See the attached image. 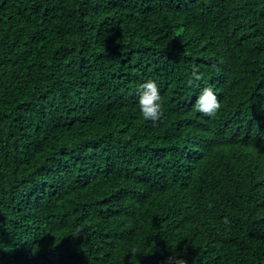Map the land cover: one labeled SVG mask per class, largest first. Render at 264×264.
Segmentation results:
<instances>
[{"label": "trees", "instance_id": "1", "mask_svg": "<svg viewBox=\"0 0 264 264\" xmlns=\"http://www.w3.org/2000/svg\"><path fill=\"white\" fill-rule=\"evenodd\" d=\"M169 256L264 264V0H0V264Z\"/></svg>", "mask_w": 264, "mask_h": 264}, {"label": "clouds", "instance_id": "2", "mask_svg": "<svg viewBox=\"0 0 264 264\" xmlns=\"http://www.w3.org/2000/svg\"><path fill=\"white\" fill-rule=\"evenodd\" d=\"M197 69H193L191 78L187 83L189 87L194 85V82L202 79V74H197ZM138 105L140 113L144 120L156 122L163 115L162 112V98L157 84L148 80L140 86L138 91ZM221 105L219 99L212 87H205L195 101V111L203 114L205 117H213L219 111ZM225 224L229 223L227 217L223 221ZM178 256V255H177ZM169 256L166 264H186L183 258Z\"/></svg>", "mask_w": 264, "mask_h": 264}]
</instances>
